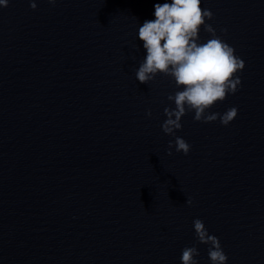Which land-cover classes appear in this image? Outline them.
<instances>
[{
    "label": "clouds",
    "instance_id": "clouds-1",
    "mask_svg": "<svg viewBox=\"0 0 264 264\" xmlns=\"http://www.w3.org/2000/svg\"><path fill=\"white\" fill-rule=\"evenodd\" d=\"M55 5L56 0H48ZM9 0H0V7H7ZM32 10H36V0H29ZM154 17L145 20L138 28V38L143 42L146 56L135 71L136 79L143 84L154 80L158 74L170 77L177 89L167 99L175 107H165L167 119L161 125L165 134L175 136L182 128L181 118L194 112V120L204 123L217 119L227 126L238 114L236 107L227 109L223 114L210 112L217 103L223 102L229 93L235 94L241 80L238 73L245 67L244 61L235 55V49L216 34L211 24V10L202 7V0H171L170 3H156ZM201 28L211 38L200 42ZM226 33L227 29H221ZM151 110L146 116L151 117ZM175 146L177 152L187 155L191 146L183 138L175 136L169 141L168 155ZM186 203L191 206L192 198ZM196 240L199 244L209 245L207 249L211 264H227L228 256L219 239L210 235L201 219L193 221ZM200 255L196 246L184 247L180 257L181 264H199Z\"/></svg>",
    "mask_w": 264,
    "mask_h": 264
}]
</instances>
